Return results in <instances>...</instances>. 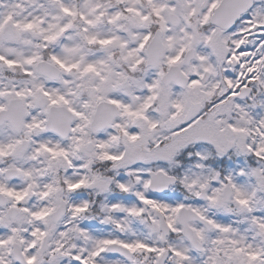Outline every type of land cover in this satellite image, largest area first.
Masks as SVG:
<instances>
[{
	"label": "snow or ice",
	"instance_id": "snow-or-ice-1",
	"mask_svg": "<svg viewBox=\"0 0 264 264\" xmlns=\"http://www.w3.org/2000/svg\"><path fill=\"white\" fill-rule=\"evenodd\" d=\"M0 264H264V0H0Z\"/></svg>",
	"mask_w": 264,
	"mask_h": 264
}]
</instances>
